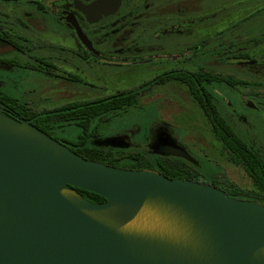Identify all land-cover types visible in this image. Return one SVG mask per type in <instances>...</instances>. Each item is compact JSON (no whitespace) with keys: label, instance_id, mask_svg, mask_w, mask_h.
I'll list each match as a JSON object with an SVG mask.
<instances>
[{"label":"flooded vegetation","instance_id":"obj_1","mask_svg":"<svg viewBox=\"0 0 264 264\" xmlns=\"http://www.w3.org/2000/svg\"><path fill=\"white\" fill-rule=\"evenodd\" d=\"M100 1L0 0V110L55 128L80 126L72 114L91 112L86 135L58 140L264 205V29L250 22L264 8ZM142 111L155 115L118 134L98 131L113 115ZM110 137L115 145L102 144ZM244 155L260 156L259 168L249 172Z\"/></svg>","mask_w":264,"mask_h":264},{"label":"water","instance_id":"obj_2","mask_svg":"<svg viewBox=\"0 0 264 264\" xmlns=\"http://www.w3.org/2000/svg\"><path fill=\"white\" fill-rule=\"evenodd\" d=\"M144 207L165 225L128 227ZM0 264H264V205L85 158L0 110Z\"/></svg>","mask_w":264,"mask_h":264},{"label":"rangeland","instance_id":"obj_3","mask_svg":"<svg viewBox=\"0 0 264 264\" xmlns=\"http://www.w3.org/2000/svg\"><path fill=\"white\" fill-rule=\"evenodd\" d=\"M254 1V3H252ZM257 1V2H255ZM226 0L227 6H232V4H236L235 6L247 8L250 9H258V8H264V0ZM240 2V4H239ZM210 8L217 7L218 1L217 0H210L209 1ZM264 14V11H263ZM261 17V16H258ZM252 23V28L254 29H264V18L259 20H253L250 21ZM155 113L142 111V112H127V113H119L118 115H113L109 122L102 123L99 127V133L101 135L110 136L114 134H118L123 129H127L129 127H132L134 123L145 120L146 118H152L154 117ZM82 133V128L76 124L71 125H64L60 128L54 129V134L60 140L65 141H74L78 139V136ZM139 137V134L137 135V138ZM234 171L236 172V177L241 181V183H249L250 178L248 176H245L244 172L237 171L236 168H234ZM242 194H249L251 193L250 190H245L241 192Z\"/></svg>","mask_w":264,"mask_h":264},{"label":"trees","instance_id":"obj_4","mask_svg":"<svg viewBox=\"0 0 264 264\" xmlns=\"http://www.w3.org/2000/svg\"><path fill=\"white\" fill-rule=\"evenodd\" d=\"M261 0H259L258 2H260ZM257 2V1H256ZM112 113L111 110L109 109H97L96 112L94 113L96 116L99 115H106V114H110ZM47 113H40V115H45ZM48 114H55L54 112H49ZM86 115H91V112H85V111H78L72 114V116H74V118L72 120H76L78 122V124L81 126L82 128V134L86 135V133L88 132L90 125H88V122L84 121V116ZM28 121H30L31 123H33L35 126L39 127L40 129H42L43 131L47 132L48 134H50L51 136H53V131L55 129V127H50V126H46L43 125L40 122H37L34 118L33 119H28ZM63 127V126H62ZM58 128V127H57ZM59 139V138H57ZM85 139V138H84ZM89 144V143H88ZM87 143L84 144H80L78 146V148H74L71 146V149L74 150L75 152H77L78 154L82 155L85 158L88 159H93V160H97V161H101L104 162L108 165H113L116 167H123V168H133L132 166H127L125 165V160L124 158H122V152H113L111 150H105V149H100L96 146H90ZM242 152H246V151H242ZM244 157L247 158V160H249L247 164H245L246 169L249 172H252V170L254 169H258L259 168V164L262 161V159H260V156L257 155L256 159H252V157H250V155H244ZM246 160V159H245ZM147 166H140V167H135V169L138 168H146ZM264 186V184H263ZM79 193H81L85 198L94 201V202H103L106 200V198L96 192L93 191H89V190H85V189H81V188H75ZM263 192H264V188H263ZM229 195L234 196V197H239V193L235 192V193H229Z\"/></svg>","mask_w":264,"mask_h":264},{"label":"bare ground","instance_id":"obj_5","mask_svg":"<svg viewBox=\"0 0 264 264\" xmlns=\"http://www.w3.org/2000/svg\"><path fill=\"white\" fill-rule=\"evenodd\" d=\"M162 217L149 207H144L138 216L128 224L130 228L155 229L157 226L165 225Z\"/></svg>","mask_w":264,"mask_h":264}]
</instances>
